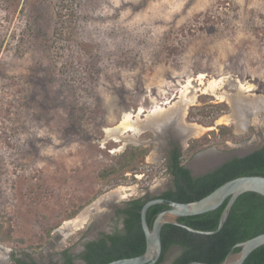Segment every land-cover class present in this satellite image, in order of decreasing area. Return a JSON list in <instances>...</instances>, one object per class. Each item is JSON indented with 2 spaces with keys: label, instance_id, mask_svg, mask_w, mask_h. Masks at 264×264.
Masks as SVG:
<instances>
[{
  "label": "rangeland",
  "instance_id": "374dc122",
  "mask_svg": "<svg viewBox=\"0 0 264 264\" xmlns=\"http://www.w3.org/2000/svg\"><path fill=\"white\" fill-rule=\"evenodd\" d=\"M181 90L193 100L174 109ZM263 102L264 0H0V264H57L115 205L169 188L174 138L183 165L263 143ZM139 108L178 134L113 141L105 129Z\"/></svg>",
  "mask_w": 264,
  "mask_h": 264
},
{
  "label": "trees",
  "instance_id": "16d2710c",
  "mask_svg": "<svg viewBox=\"0 0 264 264\" xmlns=\"http://www.w3.org/2000/svg\"><path fill=\"white\" fill-rule=\"evenodd\" d=\"M205 20H211L210 24L213 25L218 20V16L214 15L212 18L204 13L198 25H203ZM178 158L179 155L176 154L172 165V174L175 177L173 187L160 196L180 202L197 200L223 182L239 175H264V147L244 156H234L216 169L198 177L191 176L188 169L179 166ZM143 203L144 200L141 197L129 200L130 205L126 209L125 233L107 236L110 239L109 245L104 238L88 243L87 251L83 255L86 264H105L115 259L143 253L145 237L139 214ZM225 203L226 200L214 210L201 214L178 217V221L196 229L213 230L218 225ZM165 208L163 204H154L148 208L146 218L149 225L155 215ZM262 232H264V196L251 191L244 192L236 198L224 224L215 233L198 234L179 225L165 223L161 228L162 252L155 264H159L169 248L174 245L180 246L181 250L170 264H185L191 260L218 263L224 259L235 243ZM234 250H239V247H235ZM64 253L67 255L66 250ZM13 261L35 264L34 261L26 262L18 257L13 258ZM66 263L73 264L69 257ZM242 264H264V244L255 248Z\"/></svg>",
  "mask_w": 264,
  "mask_h": 264
},
{
  "label": "water",
  "instance_id": "95a60500",
  "mask_svg": "<svg viewBox=\"0 0 264 264\" xmlns=\"http://www.w3.org/2000/svg\"><path fill=\"white\" fill-rule=\"evenodd\" d=\"M179 116L180 114L178 113V117ZM150 127H154L155 129L154 121H152ZM155 130L157 132V129ZM164 134L165 136H170L174 138L173 135H171L170 133L165 132ZM181 137H183V135ZM182 140L183 139H181V142L184 143ZM262 147H264V142L261 144L257 143L253 145H246L244 148L240 149L239 151L213 153L211 152V150L208 149L202 150L200 152H197L192 157L191 161L198 163L199 162L198 160L204 157L211 160L209 164L204 165L202 168H193L190 165L191 164L190 163L189 164L190 166L188 165V167L191 169L193 175L205 174L212 171L219 164H221L222 162H224L225 160L229 159L232 156H244ZM248 191L255 192L264 196V175L248 174V175L236 176L234 178H231L223 182L205 196L189 202H180L159 195L149 197L148 199H143L144 203L139 211L140 225L145 237V249L143 253L132 257L115 259L105 264H155L158 261L162 252L161 228L165 223H172L179 225L193 233H198V234L215 233L224 224L228 216V213L236 198L240 194ZM225 200L226 203L220 214L218 225L213 230L196 229L182 223L181 221H178V217L181 216L201 214L210 210H214L215 208L219 207ZM154 204H163L166 206V208L159 211L155 215L151 225H149V223L147 222L146 213L148 208ZM91 209L92 212L93 211L95 212L96 207H92ZM49 244L53 246L54 242L51 241ZM263 244H264V232L254 235L246 240L235 243L230 248L224 259L218 263H207L198 260H191L185 264H242L246 259V257L255 248ZM235 247H239V250L235 251L234 250ZM180 250H181L180 246L177 245L171 246L169 248V252L165 254L163 260L159 264H170L173 261V259L177 256V254L180 252ZM79 264H83V263L80 262Z\"/></svg>",
  "mask_w": 264,
  "mask_h": 264
},
{
  "label": "bare ground",
  "instance_id": "6f19581e",
  "mask_svg": "<svg viewBox=\"0 0 264 264\" xmlns=\"http://www.w3.org/2000/svg\"><path fill=\"white\" fill-rule=\"evenodd\" d=\"M203 74H200L199 75V79H200V84H204L203 83ZM213 78V77H212ZM220 78V77H219ZM206 79V78H205ZM224 81V79H222ZM188 81V80H187ZM215 82L216 80L214 81L213 79V82L211 81L209 84H207L206 88L210 89L209 87H212L213 85H215ZM224 83V82H223ZM185 85L187 87H190L189 85V82H187V84L185 83ZM219 85V84H218ZM204 86V85H203ZM184 87V86H183ZM198 88V87H197ZM239 88H243L244 90H249L251 89L250 85H244L242 83L239 84ZM206 90V89H205ZM204 90V91H205ZM193 97L194 95H186L185 94V91L184 90H181L180 94H179V99L178 101L175 102V104L173 103V108H177V105H179L180 107L182 106L183 107V110H184V106L188 104V102L192 101L193 100ZM238 102L236 101V105L235 107H239L241 108V105H238L237 104ZM263 105H264V102H263ZM165 107V106H164ZM181 107V108H182ZM181 108H179L177 111H181ZM142 111L144 112L143 109L139 108L136 113H131V112H124L122 115H121V118L119 120V122L113 126V127H110V128H106L105 129V132L108 136H110L112 138L113 141L115 142H120L121 141V136L124 134V133H127V132H131L132 135H135V134H139L141 133L143 130H145L146 128L150 127L151 124H152V121H154L153 119H149L146 118L144 120H141L138 115L142 113ZM167 110H164L163 107L159 106V107H155L154 109L152 108V113L153 114H156V117H159V116H163L164 115V119H168V115L166 113ZM176 111V112H177ZM182 113V112H181ZM181 115V114H180ZM176 116V115H175ZM171 117H169L170 119ZM173 118V117H172ZM176 118H174V120L172 122H169V120L167 121H164L163 123H160L159 122H155L154 125L155 127H159L160 129L157 131L158 133L160 134H164L165 132L166 133H171L173 131L172 134H178L177 131H175V128H176ZM150 123V124H149ZM170 124V125H169ZM154 128V127H153ZM188 129H185L186 132H185V135H191V134H197L198 132H200L202 129L206 128V127H203V126H200V125H189V127H187ZM179 131V130H178ZM193 132V133H192ZM190 133V134H189ZM128 134V133H127ZM124 136V135H123ZM199 161V162H198ZM196 162H191V166L193 168H202L204 165L206 164H209V162L211 160H209L208 158H202L200 160H198ZM85 219V215L82 214L80 216H78V218H76L75 220H72V221H68L67 225L68 227H76V226H79L82 221ZM65 225V224H64Z\"/></svg>",
  "mask_w": 264,
  "mask_h": 264
},
{
  "label": "flooded vegetation",
  "instance_id": "af4514ba",
  "mask_svg": "<svg viewBox=\"0 0 264 264\" xmlns=\"http://www.w3.org/2000/svg\"><path fill=\"white\" fill-rule=\"evenodd\" d=\"M167 137V136H166ZM170 137V136H169ZM186 136H183L182 139H185ZM171 138V137H170ZM168 138L167 141L170 139ZM173 139V138H172ZM174 141V145L169 148V151H167V155L165 156V159L167 161V168H168V171L171 175V186L169 188H167L166 190L170 189L173 187V184H174V175L172 174V165L174 163V156L176 154L179 155V158H178V164L179 166H183L184 168L188 169L189 171V174L193 177H198V176H202V175H205V174H200V175H193L192 174V171L191 169L188 167V165L192 162V157L197 153V152H200L202 150H207V149H202L200 151H197L195 152L192 156H191V159L190 161H188V163L186 165H183L181 163V159H180V155H181V151H182V148H184V146H182V142L181 140L180 141H177V140H172V142ZM183 141V140H182ZM168 143V142H167ZM167 143H162L163 146L167 147ZM209 150V149H208ZM234 157V156H232ZM230 157V158H232ZM240 157V156H239ZM229 158V159H230ZM228 160V159H227ZM227 160H225L224 162H222L221 164H219L217 167L221 166L223 163H225ZM190 166V165H189ZM216 167V168H217ZM214 168V169H216ZM213 169V170H214ZM164 190V191H166ZM164 191H161L159 194L157 195H161ZM152 196H155V195H151V196H148L149 197H152ZM129 200L128 201H125L124 203H121V204H117L115 205V208L114 210L112 211V213L110 214V217H109V222L108 224L105 226L104 229H102L101 231H98L95 235H90L89 232H85L83 234V236L81 237L80 241H79V246L77 247V249L75 250H72L71 247H66L64 249H62L61 251L58 252L57 254V264H67L66 261H67V258L69 257L71 262L73 264H79L80 262L83 263V264H86V261L85 259L83 258V255L84 253L87 251V245L89 242H92V241H97L101 238H104L105 241H106V244L109 245L110 244V239L109 237L107 236H113V235H121V234H124L125 233V218H126V209L129 207ZM51 245V244H50ZM64 250H66L67 252V255L64 253ZM16 256L14 254H11L9 255V260H13V258H15ZM20 260L22 261H26V262H30V261H34L35 264H40V262H38L34 257H32L31 255L27 256V257H24V258H20ZM15 264H23V263H15ZM43 264V263H41ZM47 264V263H45ZM49 264V263H48Z\"/></svg>",
  "mask_w": 264,
  "mask_h": 264
}]
</instances>
